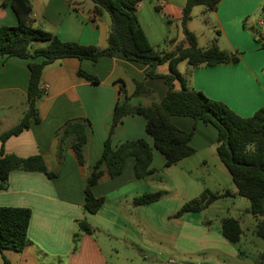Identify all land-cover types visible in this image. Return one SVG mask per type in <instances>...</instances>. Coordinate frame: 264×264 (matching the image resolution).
<instances>
[{"label": "crops", "instance_id": "0c3cea01", "mask_svg": "<svg viewBox=\"0 0 264 264\" xmlns=\"http://www.w3.org/2000/svg\"><path fill=\"white\" fill-rule=\"evenodd\" d=\"M4 1L0 0V27L15 26L17 16L10 6L3 4ZM30 1L36 27L66 42L102 49L108 46L110 16L106 12L97 13L91 1ZM186 3L187 0H143L138 5L139 22L150 44L157 50H172L184 41L180 21ZM157 5L161 6V12L156 11ZM263 6L264 0H221L215 11L197 6L193 13L196 9L198 12L192 13L193 18L188 25L197 36L200 47L206 49L216 42L221 49L240 54V61L236 64L194 70L190 83L194 89L225 103L242 117H251L264 107V48L252 33V30L264 32ZM171 41L175 43L171 44ZM43 60L0 57V128L3 119L11 116L12 108L21 100H25L22 102L24 115L29 109V63ZM179 68L185 72L187 64L183 63ZM149 69L147 65L128 61L122 53L102 57L96 63L68 58L45 67L41 78L43 96L38 104L41 122H32L28 130L10 138L4 145V151L20 158L40 155L50 171H58V176L50 179L41 172L13 171L9 176L8 189L2 190L0 185V206L32 209L31 244L23 252L0 253L3 264L5 258L10 264H108V255L98 233L112 239L117 232L128 237L136 229L151 231L155 229L151 217L162 214L175 224L169 248L177 250L180 246L182 251H192L195 232L201 237L198 239V251L228 248V242L221 234L223 219L219 224L207 225L208 221L199 219L195 222L189 214L173 217L185 203L210 189L208 178L212 176L198 175L194 170L208 168L212 162L222 163L217 153L216 128L195 122L190 117L174 116L171 121L183 131H193L191 146L196 153L177 165L165 168V157L154 148L153 138L146 132V119L141 115L125 116L112 135L113 147L127 141L147 140L153 148L151 167L158 172L145 180H138L134 171L136 160L130 157L120 176L105 178L93 187L94 196L105 197L104 207L96 214L84 209L85 180L102 155L118 100L134 94L135 81L143 82L153 93L133 99L134 104L160 103L168 92L164 79L147 78ZM79 70L97 76L100 82L93 84L79 77ZM157 71L166 74L168 68L160 66ZM75 120L91 123L85 167L79 164L68 143L64 146L63 157L59 156L58 132ZM225 180L227 183L232 181L226 177ZM231 183L227 190L234 196L230 198L240 201L238 189L233 181ZM156 192L163 194L160 201L149 205L134 204L136 198ZM162 201L170 204H159ZM248 209L250 207H246L244 214L250 216ZM81 222L90 227V233H80ZM77 233L80 235L75 242ZM230 251L235 264L246 263L247 258L235 250Z\"/></svg>", "mask_w": 264, "mask_h": 264}, {"label": "trees", "instance_id": "16d2710c", "mask_svg": "<svg viewBox=\"0 0 264 264\" xmlns=\"http://www.w3.org/2000/svg\"><path fill=\"white\" fill-rule=\"evenodd\" d=\"M97 13L106 12L111 19L108 46L104 49L94 45L66 42L58 36L35 26L33 7L30 0H5L17 16L15 26L0 27V57L22 59L43 58L40 63L30 62V83L28 89L29 109L21 121L0 135V185L2 190L9 187V176L13 171L41 172L50 179L58 176V171H50L40 155L20 158L6 154L5 143L31 127L32 122L40 123L38 104L43 96L41 78L45 67L57 60L75 58L80 61L98 62L102 57H112L122 53L128 61L149 66L147 78H162L168 92L160 103L151 105L134 104L133 99L150 96L153 91L143 82L135 81L132 96L121 97L115 107L108 139L104 143L102 155L92 172L86 177V199L84 209L90 214L98 213L105 205V197L94 196L92 189L103 179H113L123 173L126 161L134 157V171L138 180H145L157 173L153 169V148L145 139L127 141L116 148L112 145V135L116 127L128 115H141L146 119V132L153 138L154 148L166 159L165 168L177 165L195 155L191 146L193 131L177 128L172 117H190L195 122L210 124L218 131L217 153L238 189L237 195L250 202L247 213L257 219L256 234L264 240V107L251 117H242L225 103L209 98L204 92L191 86L194 70L217 65H232L240 61L239 53L221 49L216 42L208 48L199 46L197 36L188 25L193 18V9L203 6L206 11H215L221 0H187L180 21L184 41L172 50H157L153 47L137 16L138 5L143 0H89ZM161 12V6L155 7ZM264 10V6L262 8ZM255 39L264 48V32L254 33ZM44 43V46H37ZM174 44L175 41H171ZM187 64L182 72L179 66ZM166 65V74L158 73L160 66ZM81 78L90 83L100 82L97 76L83 70ZM179 85V87H177ZM121 91L124 87L121 82ZM91 123L88 120H75L59 130V156L63 157L64 146L68 143L82 167L86 165V148L89 141ZM163 194L156 192L135 199V205H149L161 200ZM234 196L229 190L214 193L205 189L198 197L185 203L175 214L181 218L186 214H199L217 201ZM32 209L28 207L0 206V253L5 251L23 252L31 244L29 227ZM211 224V221L206 223ZM90 227L80 223V233H90ZM80 233L75 235V242ZM221 234L227 242L237 245L244 231L238 219L227 217L222 220ZM5 264H10L5 258Z\"/></svg>", "mask_w": 264, "mask_h": 264}, {"label": "rangeland", "instance_id": "374dc122", "mask_svg": "<svg viewBox=\"0 0 264 264\" xmlns=\"http://www.w3.org/2000/svg\"><path fill=\"white\" fill-rule=\"evenodd\" d=\"M197 10L193 14L198 12ZM252 33L253 35L256 34L253 30ZM40 44L45 45L44 43ZM22 102H25V100H21L20 104L12 108L10 117L3 119L0 135L21 121L25 111ZM195 165L198 167V164L195 163ZM197 169L194 171L198 175L204 173L212 176L208 178V187L214 193H224L232 184V181L227 183L225 180V177L228 180L232 179L222 163L212 162L208 168ZM159 204L169 205L170 203L162 201ZM246 207H250L248 199L241 197L240 201H234L227 197L217 201L203 213L189 214L195 222L203 219L219 224L221 219L227 217L239 219L244 231L243 238L237 245L228 242V248L226 249L219 247L218 250L198 251V239L201 237L200 233L197 232L194 233L192 251H182L180 246L177 250L169 248L168 246L171 245L173 240L174 235L172 232L175 224L169 221L165 214L151 217L152 225L155 227L151 231L136 229V232H131L128 237H123L120 232H117L119 236L115 234L112 239L102 237L103 233L98 234L100 240L104 243L109 260L108 264H235L229 254V252H232L230 249L237 251L245 259L247 258L245 264H264V240L256 234L257 219L254 216L244 214ZM138 238H140V241H138ZM224 260L226 263H223ZM0 264H3L2 259H0Z\"/></svg>", "mask_w": 264, "mask_h": 264}, {"label": "built area", "instance_id": "2783aa9c", "mask_svg": "<svg viewBox=\"0 0 264 264\" xmlns=\"http://www.w3.org/2000/svg\"><path fill=\"white\" fill-rule=\"evenodd\" d=\"M45 89H46V87H45Z\"/></svg>", "mask_w": 264, "mask_h": 264}]
</instances>
